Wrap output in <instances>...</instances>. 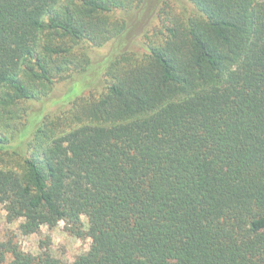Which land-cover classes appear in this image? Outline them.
<instances>
[{"label":"trees","instance_id":"obj_1","mask_svg":"<svg viewBox=\"0 0 264 264\" xmlns=\"http://www.w3.org/2000/svg\"><path fill=\"white\" fill-rule=\"evenodd\" d=\"M146 1L0 0V205L22 235L92 240L68 262L6 235L1 263L264 264V0L162 6L118 52ZM109 44L102 89L28 120Z\"/></svg>","mask_w":264,"mask_h":264},{"label":"rangeland","instance_id":"obj_2","mask_svg":"<svg viewBox=\"0 0 264 264\" xmlns=\"http://www.w3.org/2000/svg\"><path fill=\"white\" fill-rule=\"evenodd\" d=\"M162 6L169 7L170 12L176 16H188L196 12L195 6L189 0H147L139 11L129 16L128 34L119 42H115V49H118V52H142V46L148 40V35L154 33L155 29L159 27L160 22L157 18V11ZM111 45L101 48L88 47L92 57V66L88 72L84 74L76 73L72 79L58 82L48 98L31 105L28 120L34 115H59L68 108L69 100L72 97L81 93L86 95L92 88L99 89L100 87L102 89L107 84V80L104 74L101 73L102 68L99 65L110 53ZM26 123L28 124V122ZM6 216L4 206L0 205V241L4 240L6 235L12 234L17 237L25 252L38 253L41 240L50 239L53 254L65 261L73 262L79 255L87 253L92 246L91 239L80 240L67 234L64 231L63 223L53 229L43 226L41 235H22L18 228L23 221L9 224ZM0 264L3 263L0 262Z\"/></svg>","mask_w":264,"mask_h":264}]
</instances>
